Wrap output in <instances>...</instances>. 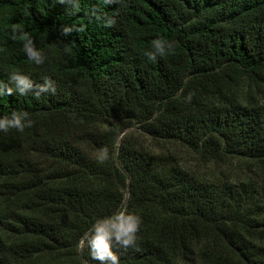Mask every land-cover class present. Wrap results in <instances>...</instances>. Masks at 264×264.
I'll use <instances>...</instances> for the list:
<instances>
[{
  "label": "trees",
  "instance_id": "1",
  "mask_svg": "<svg viewBox=\"0 0 264 264\" xmlns=\"http://www.w3.org/2000/svg\"><path fill=\"white\" fill-rule=\"evenodd\" d=\"M65 25L85 30L65 37ZM161 35L175 52L150 61ZM13 71L48 76L56 92L0 96V116L34 121L0 132V264H98L79 241L123 206L142 223L136 248L114 249L120 264H264V187L116 138L137 126L206 161L264 169V0H79L75 13L57 0H0V81Z\"/></svg>",
  "mask_w": 264,
  "mask_h": 264
},
{
  "label": "clouds",
  "instance_id": "2",
  "mask_svg": "<svg viewBox=\"0 0 264 264\" xmlns=\"http://www.w3.org/2000/svg\"><path fill=\"white\" fill-rule=\"evenodd\" d=\"M118 0H104L105 4L117 3ZM57 3L65 6H71L73 13L79 10V0H57ZM91 15L97 20H103L105 26L115 24L114 19H105L96 10H92ZM84 26L79 27L65 25L60 29L62 36H68L71 32H82ZM17 31L22 33L23 51L27 58L36 65L45 62V56L42 51L36 48L33 37L24 32L22 28H14L12 38L16 39ZM175 42L164 36H157L151 42V49L145 50L144 55L150 61H156L157 57L174 54ZM55 81L45 76L42 82L34 81L31 76L20 71H13L9 75V82L0 81V96H12L19 94L26 96L32 93L39 97L44 94H55ZM191 100V94L188 96ZM34 121L27 111L14 110L8 115L0 116V132L8 133L10 130L23 132L26 128H31ZM98 164H104L110 159L108 148L102 147L98 150L95 157ZM141 217L126 206L120 207L111 215L97 218L90 229L81 237L79 241L80 249L87 248L91 260L98 264H120V257L114 250L122 248H136L138 236L137 233L141 227Z\"/></svg>",
  "mask_w": 264,
  "mask_h": 264
},
{
  "label": "rangeland",
  "instance_id": "3",
  "mask_svg": "<svg viewBox=\"0 0 264 264\" xmlns=\"http://www.w3.org/2000/svg\"><path fill=\"white\" fill-rule=\"evenodd\" d=\"M124 136H130L139 145L153 151H161L175 157L184 167L204 177H219L230 180L236 184L240 181L251 179L264 187V169L256 167L254 163L244 159H229L211 162L204 160L190 148L178 142L158 140L144 134L137 126H132L117 133V141ZM81 250V249H80Z\"/></svg>",
  "mask_w": 264,
  "mask_h": 264
}]
</instances>
